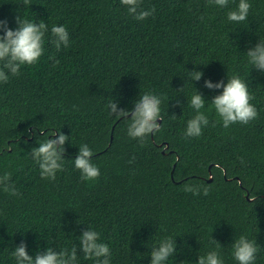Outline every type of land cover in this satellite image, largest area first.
Segmentation results:
<instances>
[{"label": "trees", "instance_id": "1", "mask_svg": "<svg viewBox=\"0 0 264 264\" xmlns=\"http://www.w3.org/2000/svg\"><path fill=\"white\" fill-rule=\"evenodd\" d=\"M238 3L143 0L155 12L138 21L120 0H31L29 7L0 0L8 27L21 16L49 29L39 61L0 83V175L11 173L21 194L0 186V264H16L11 253L21 241L33 257L76 245L77 264H95L79 247L88 226L109 245L110 264H150L166 236L177 250L165 264H196L216 247L213 239L224 264H238L232 244L240 235L257 243L254 264H264V72L246 56L264 39V0H249L240 24L227 20ZM53 25L67 28V48L51 42ZM191 71L202 72L199 81ZM232 75L246 80L258 117L224 128L211 105L222 89L204 82L227 83ZM196 90L209 124L186 138ZM145 92L161 98L162 119L141 143L127 135L131 117L111 114L108 105L130 112ZM57 131L69 139L64 167L55 180L42 179L29 153ZM82 144L93 150L96 180H82L75 168ZM189 184L201 194L184 191Z\"/></svg>", "mask_w": 264, "mask_h": 264}, {"label": "clouds", "instance_id": "2", "mask_svg": "<svg viewBox=\"0 0 264 264\" xmlns=\"http://www.w3.org/2000/svg\"><path fill=\"white\" fill-rule=\"evenodd\" d=\"M25 7L31 5V0H21ZM126 7L127 12L134 19L142 21L152 16L155 7L145 9L142 7L143 0H120ZM209 5L219 8H226L229 0H208ZM252 5L249 0H239L238 6L234 10L227 12V20L240 24L248 18L249 10ZM16 28L8 27L7 21L0 20V83H7L9 73L12 76H19L20 68L23 65H34L44 52L45 34L49 31L48 25L44 20L38 23L30 21L21 16L16 17ZM52 43L59 51L61 45L65 48L69 45V33L64 25H53L51 27ZM248 64L255 67L258 71L264 72V39H260L254 46L246 52ZM58 63V61H57ZM206 65V64H205ZM7 70V72L5 71ZM202 76L201 71H191L192 80L199 81ZM204 86L208 89H222L218 95L211 100L217 115L222 120L224 128H228L235 123L248 124L258 117L256 107L250 103L254 99L248 91L246 80L239 75H232L227 83L223 80L213 83L210 79L205 80ZM162 100L152 92L143 93L130 110L118 108L114 101L109 102L111 114L118 117H131L127 128V135L130 138L138 139L141 143L154 131L159 130L158 118L161 117L160 105ZM190 105L196 114L187 122L186 138L199 137L202 135V128L209 124L208 116L200 110L205 107L203 95L196 90L190 98ZM57 133H59L57 135ZM52 137L39 142L38 147H34L29 153L31 158L39 165L40 176L42 179L55 180L56 174L63 170L65 151L64 144L68 141V136L63 132H55ZM93 150L87 145L79 146L78 154L74 159L75 168L81 173L84 181H93L99 178L100 170L92 163ZM11 173L5 172L0 175V186L13 196L21 195L11 180ZM184 191L192 192L193 195L201 194L199 185H185ZM203 194H208V189L203 188ZM79 247L86 259H94L95 264H110L111 250L109 245L100 242V234L88 226L78 237ZM216 247L208 251L206 255H200L196 264H224L221 256V244L213 239ZM27 245L21 241L11 255L15 258L16 264H77V246L71 249L55 251L48 247L43 252H38L35 257L28 254ZM176 241L166 236L159 240L158 246L154 245L151 250L150 264H165V262L176 252ZM259 251L257 243L248 239L245 235H240L232 244V256L238 264H254L256 254Z\"/></svg>", "mask_w": 264, "mask_h": 264}, {"label": "water", "instance_id": "3", "mask_svg": "<svg viewBox=\"0 0 264 264\" xmlns=\"http://www.w3.org/2000/svg\"><path fill=\"white\" fill-rule=\"evenodd\" d=\"M158 122L160 121V119L158 118V120H157ZM110 139H111V136H110ZM173 168H174V165H173ZM172 171H173V169L171 170V176H172ZM211 179H212V176H211V174H209V178L207 179V181H211ZM248 195H246V197H247Z\"/></svg>", "mask_w": 264, "mask_h": 264}]
</instances>
